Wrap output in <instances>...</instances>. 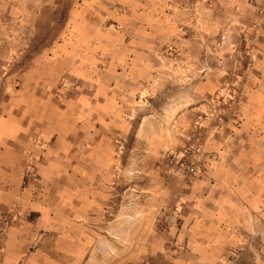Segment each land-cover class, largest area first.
I'll use <instances>...</instances> for the list:
<instances>
[{"label": "crops", "instance_id": "crops-1", "mask_svg": "<svg viewBox=\"0 0 264 264\" xmlns=\"http://www.w3.org/2000/svg\"><path fill=\"white\" fill-rule=\"evenodd\" d=\"M171 1L127 0L129 12L118 18L123 33H101L96 15L79 22V39L36 58L19 90L0 103V217L15 208L0 264H232L243 254L244 229L264 195V18L252 15L253 58L241 69V89L228 94L205 133L209 170L186 187L178 225L166 229L161 207L173 202L160 199L163 152L184 144L169 127L147 129L153 118L159 125L147 97L155 64L165 59L158 51L178 34ZM211 75L184 98L175 123L211 108ZM68 77L76 87L55 92ZM134 128L150 145L141 153L143 172L158 176L155 185L136 186L155 193L143 197L146 204L117 178L120 137ZM178 186L176 178L171 189Z\"/></svg>", "mask_w": 264, "mask_h": 264}, {"label": "rangeland", "instance_id": "rangeland-1", "mask_svg": "<svg viewBox=\"0 0 264 264\" xmlns=\"http://www.w3.org/2000/svg\"><path fill=\"white\" fill-rule=\"evenodd\" d=\"M170 4L167 13L178 34H173L166 47L158 51L165 59L158 66L155 64L147 99L151 103L149 111L156 114L159 125H153V118L147 129L158 132V128H165L168 133L166 127H169L170 135L183 139V145L197 120L202 121L204 138L205 133L213 131L219 119L215 116L220 113L225 98L241 89V69L248 67L253 58L255 31L251 28L255 27V19L252 15H258L260 21L264 18L260 9L264 8V0H172ZM129 10L127 0H0V103L19 90L22 77L36 58L52 56L64 41L79 39L76 29L79 22L84 25L85 20L91 21L89 18L96 15L101 33H123L124 24L118 18ZM206 72L212 74L216 83L211 102L206 104L211 108L203 110L192 123L188 124L187 119L175 123L173 119L185 112L183 106L189 103L184 98L206 80ZM76 85V79L62 78L55 92H68V88ZM120 138L119 150L124 155L119 160L118 183L133 185L135 196H131L135 203L138 200L146 204L145 195L150 198L155 193H143L136 186L155 185L158 181V176L143 172L147 162L141 153L149 149L148 139L139 137L136 128ZM204 146L209 152L206 138ZM160 181L162 184L161 178ZM119 198L125 200L124 192H119ZM244 231L243 254H234L231 263L264 264V195L261 208L252 214Z\"/></svg>", "mask_w": 264, "mask_h": 264}, {"label": "built area", "instance_id": "built-area-1", "mask_svg": "<svg viewBox=\"0 0 264 264\" xmlns=\"http://www.w3.org/2000/svg\"><path fill=\"white\" fill-rule=\"evenodd\" d=\"M201 122V120L196 121L193 125L194 129L188 138V142L180 149L163 152L162 200H172L173 202L172 204L164 203L161 207L162 214L160 221L166 229L178 225L181 211L178 204L181 202L182 193L193 179L206 175L209 170V164L214 159V154L208 152L204 146L205 138L203 137V131H201ZM33 177H35V173L30 168L27 173V178ZM176 178L179 180V189L172 190V182ZM14 211L15 208L11 207L5 215L0 217V253L6 247L8 231L15 220ZM143 264L153 263L151 261H144Z\"/></svg>", "mask_w": 264, "mask_h": 264}]
</instances>
